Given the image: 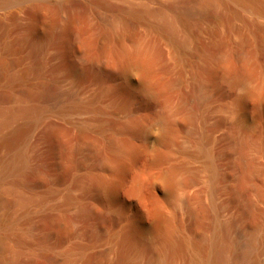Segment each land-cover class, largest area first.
<instances>
[{
	"label": "rangeland",
	"instance_id": "rangeland-1",
	"mask_svg": "<svg viewBox=\"0 0 264 264\" xmlns=\"http://www.w3.org/2000/svg\"><path fill=\"white\" fill-rule=\"evenodd\" d=\"M29 1L24 10L12 11L14 16L8 22L43 32L46 28V54L39 59L41 62L32 54L26 60L18 54L9 59L17 63L12 71L19 81H15L14 96L25 98L24 104L26 101L33 110L19 123L35 122L36 126L26 140L20 133L23 136L18 135L13 145L0 148V162L21 150L27 157L28 169L20 178L32 184L29 179L39 172L41 181L34 188L23 190L28 204L17 214L22 243L6 239L12 253L0 255V264L16 258L21 248L41 249L44 235L49 236L47 244L54 250L73 256L72 263L59 257L57 264H151L159 245L149 240L147 231L162 223L177 241L187 243L188 247L169 263L158 264H191L189 245L198 233H212L215 225L227 226L226 237L220 240L229 247L246 241V229L258 225L257 234H264V199L255 191L245 192L244 198L252 202L256 213L252 219L246 215L242 199L233 196L239 141H251L234 127L244 116L258 127L253 138L256 144L243 149L246 159L258 169L255 182L264 192V15L233 4L218 24L210 22L203 27L197 42L181 52V65L171 47L159 38L155 44L160 54L157 74L164 75L166 80L178 79L165 97L168 106L142 99L143 73H131L122 81L118 75L107 73L106 64L94 65L106 42L100 40L99 20L79 4L81 1L72 0L74 6L64 14L53 12L50 5L38 7L42 1L51 4L54 0ZM49 25H54L53 30L48 29ZM75 32L93 39V50L85 52L75 44ZM132 36H147L146 28L137 26ZM242 42L244 52L247 50L245 53L253 55L261 66L257 78L234 88L226 81L206 80L204 91L210 99L198 102L195 74L203 53L212 50L215 43L234 49ZM115 80L117 85L128 84L125 83L121 94L123 100L117 98L128 103L126 111L118 108L109 96L111 86H117ZM165 107L177 110L174 118L179 129L160 145L153 124L141 135L132 136L122 130L130 118L156 114ZM191 114L193 127L186 122ZM197 141L215 156L213 165L223 176L211 178L209 161L200 155ZM102 161H108V168L100 167ZM170 166L180 168L172 181L161 177ZM98 174L104 175L111 190L110 199L105 201L97 199L100 192L89 189L90 178ZM2 196L7 197L4 193ZM89 206H96V210H87ZM100 206L104 208L101 213ZM190 208L201 212L197 226L189 216ZM131 226L142 230L138 251H130L121 259L117 239ZM0 233H4L1 228ZM257 260L264 264V253Z\"/></svg>",
	"mask_w": 264,
	"mask_h": 264
},
{
	"label": "bare ground",
	"instance_id": "bare-ground-1",
	"mask_svg": "<svg viewBox=\"0 0 264 264\" xmlns=\"http://www.w3.org/2000/svg\"><path fill=\"white\" fill-rule=\"evenodd\" d=\"M79 1H81L79 4L86 6L90 13L99 20L101 24L100 40H105L106 42L98 57L94 59V65L103 63L101 65L103 66L106 64L107 73L118 75L122 81H126L131 73H143L142 99L151 104H158L159 102L163 104L162 102H164V105L167 104L165 97L168 91L173 87L174 81L178 79L166 80L164 75L163 77L157 74L160 54L155 44L159 38L163 39L171 47L176 62L181 65V52L189 44L197 42L203 27L210 22L218 24L233 4L246 9H253L254 13L264 15V0ZM29 3V0H0V148L13 145L18 135H24V138H22L26 140L32 129L36 126L35 122L19 123V121L24 120L26 116L31 114L33 110L27 106L26 101V105L24 104L25 98L18 99L14 96V91L16 90L15 81L18 80L15 79L12 71H14L13 68L17 63L15 64L16 61L9 59L10 56L18 54L20 57L22 56L21 60H23L26 56L28 57L29 54H32L39 61L46 54V44L49 38L46 28L43 32L39 31L36 27H22L18 24L12 26L8 22V19L14 16L12 11L18 13L24 10ZM49 5L53 12L57 14H64L74 6L72 0H54L51 4L47 1H42L38 4V7L47 8ZM139 25H143L146 28L147 36L141 38L132 36L134 29ZM53 26L49 25L48 29L53 30ZM149 35H151V38L148 39ZM72 41L80 45L81 49L85 52L93 50L94 40L83 37L79 32L72 34ZM127 41L130 42L129 45L125 44ZM218 46L220 44L215 43L212 50L209 49L210 51L203 53V55L201 54L202 63H200L201 61L199 62L200 67L198 70L196 69L197 72L195 74L198 102L200 100L201 102H206L210 99L204 91L206 89L204 85L206 80H209V82L226 81L230 87L234 88L239 85H248L259 74L261 66L253 55L249 54L248 56L245 53L247 50L244 52L243 42L234 49H224ZM198 49L202 51V48ZM16 59L18 61L17 56ZM17 76L19 77V75ZM18 82L17 86H19ZM125 83L127 84V82ZM125 83L122 82V84L117 85L115 80V84L117 85L115 88H112L110 84L111 90L109 91V96L115 105L118 104V108L126 111L128 103L117 99L122 97V91L126 89ZM31 91V89L28 90V92ZM116 99L120 103L116 102ZM119 99L123 100V97ZM167 105L169 106V104ZM176 111L175 109L165 107V109L156 114H143V117L130 118L129 121L127 120L128 122L126 121L123 128H121L133 136L143 134L153 124L158 131V144L160 145L165 140L171 139L179 129L177 126L178 122L174 118ZM245 117H242L234 127L239 133L251 138V141H239L238 156L234 161L237 173L236 187L233 185L235 188L233 196L237 200L242 199L246 215L249 218L255 219L256 213L252 208V202L249 199H245L244 194L246 195L247 191L252 190L264 199V192L255 182L257 178L255 174L258 169L255 164L246 159L243 148L256 144L253 138L256 135L258 127L254 121L247 122ZM186 120L187 124L193 127L194 114L189 115ZM200 143H198L199 148L197 149L200 155L205 156L204 158H207L209 161L207 162L210 167L207 165V168L210 169L211 178L215 179L223 176L221 170L213 165L215 156L203 147L204 144ZM261 144L259 143L258 145ZM102 162H100V167L103 169L108 168V161ZM27 164V157L21 150H15L0 162V228L4 232L0 233V255L12 253L11 246L9 243L7 244L8 239L13 241V243H22V236L18 233L20 229L17 214L25 209L28 204V197H25L23 190L29 187L34 188V185L41 181V174L35 172L34 177H32L33 179H29L32 184L23 182L24 180L20 176L26 172L25 169H28ZM179 171V167L170 166L162 171L161 177L172 181ZM98 175L90 178L89 189L100 192V195H97V199L105 201L110 199L111 190L104 175ZM3 193L7 195L6 198L2 196ZM95 207L89 206L86 209L94 211ZM103 209H99V212L101 213ZM189 212V216L193 217L192 219H194V223L197 226L201 212L192 208H190ZM226 227L215 225L212 233H198L196 235L195 242L189 245V248H192L191 264H260L257 256L260 253H264V234H257L258 225L254 228L246 229V241L238 246L234 244L233 247L226 246L220 240L221 237H226ZM147 232L149 240L159 245L158 252L151 264H158L161 261L169 263L182 249L188 247L187 243L177 241L163 227L162 223L155 224ZM141 233L142 230L138 226H131L118 236V250L121 259H125L130 251H138L137 244ZM48 240V235L42 236V241L45 244L41 249L30 250L29 248H21L16 255L17 257L15 256L16 258H12L4 263L57 264L59 257H63L67 262H73V256L69 252L54 250L53 247L47 244Z\"/></svg>",
	"mask_w": 264,
	"mask_h": 264
}]
</instances>
